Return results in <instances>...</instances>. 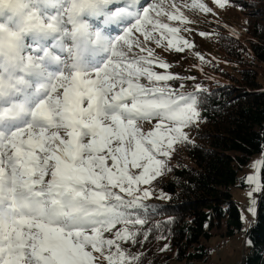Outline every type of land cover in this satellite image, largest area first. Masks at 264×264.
I'll list each match as a JSON object with an SVG mask.
<instances>
[{
    "label": "snow or ice",
    "instance_id": "snow-or-ice-1",
    "mask_svg": "<svg viewBox=\"0 0 264 264\" xmlns=\"http://www.w3.org/2000/svg\"><path fill=\"white\" fill-rule=\"evenodd\" d=\"M161 17L188 22L174 0H0V264H141L140 185L191 143L204 103L154 70L170 65L150 43L193 46Z\"/></svg>",
    "mask_w": 264,
    "mask_h": 264
},
{
    "label": "trees",
    "instance_id": "trees-1",
    "mask_svg": "<svg viewBox=\"0 0 264 264\" xmlns=\"http://www.w3.org/2000/svg\"><path fill=\"white\" fill-rule=\"evenodd\" d=\"M231 1L245 15V36L229 34L220 24L213 29L230 69L213 60L210 69L219 79L190 92L204 98L201 120L189 127L193 138L181 147L185 158L172 161L169 170L152 180L157 192L143 201L148 208L141 216L147 223L140 229V242L130 246L141 264H169L170 249L186 264H205L210 253L206 241L216 227H224L228 237L245 231L248 250L241 264H264V193L245 229L232 192L247 185L240 173L250 158L264 153V85L252 61L264 64V0ZM159 240L168 246H157Z\"/></svg>",
    "mask_w": 264,
    "mask_h": 264
},
{
    "label": "rangeland",
    "instance_id": "rangeland-1",
    "mask_svg": "<svg viewBox=\"0 0 264 264\" xmlns=\"http://www.w3.org/2000/svg\"><path fill=\"white\" fill-rule=\"evenodd\" d=\"M149 2H156V0H149ZM172 0H164L165 6L170 4ZM174 2L180 6V10L188 22L181 23L180 21H170L167 17H161L162 21L169 23L170 26H176L181 29L179 36L188 40L191 45L190 48H185L183 52H177L167 47V41L164 42L163 47H157L154 42L149 46L155 51L156 56L169 63L170 68L167 70L160 69L154 66V70L157 72H169L175 74L178 78L170 81V86L175 89L176 92H183L185 94L190 93L192 90L204 85L210 84L212 81L219 79L216 72L211 71L212 61L215 60L217 64L221 63L226 68L230 69L228 61H226L223 55L218 51L214 40L213 29L217 24L223 25V29L229 34L237 35L244 38L242 23H244L245 15L243 11L231 0H228L227 6L221 8L217 5L216 0H199V2L205 3L211 12L204 13L198 9H192L190 7L192 0H174ZM205 33L206 35H201ZM115 34V33H114ZM199 54V55H197ZM203 57V60L200 57ZM246 59H251L249 54H245ZM256 69L259 72V80L264 85V64L252 60ZM219 62V63H218ZM208 79V80H203ZM146 83V81H143ZM156 121L151 123L144 122L142 127L145 132L150 130ZM189 139L193 138L190 128H186ZM183 143L177 144L175 150L172 152L171 157L167 159V169L170 168L172 161L177 160L179 157L185 158L181 153V147ZM264 159V153H258L250 158L247 166L241 171L240 175L245 178L247 185L245 187L232 188L233 197L239 203L242 210V217L244 219L245 229L252 224L253 218L257 214L258 210V196L260 193L254 192V185L247 182V177L255 176L259 173L261 180V169H257L255 166L257 162ZM133 172L139 170L132 169ZM140 188L147 189L151 192V196L157 191L152 181L150 184H142ZM249 193L253 194L256 200L255 203V216L249 211V207L252 206V197ZM142 195V191L138 193ZM149 197V198H150ZM212 237L206 241L209 247L210 253L208 260L205 264H241L243 259V253L248 250L246 244L245 231L236 233L233 236L225 235V228H214ZM157 246H168L166 240H159ZM170 249V248H169ZM169 253L173 257L169 264H186L185 261L179 260L175 257V252L169 250ZM99 255V254H96ZM100 264H106L101 258Z\"/></svg>",
    "mask_w": 264,
    "mask_h": 264
}]
</instances>
